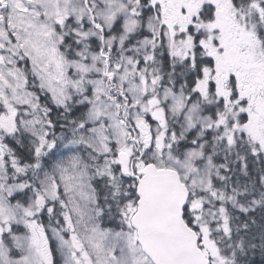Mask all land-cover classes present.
I'll return each instance as SVG.
<instances>
[{"label": "snow or ice", "instance_id": "6c2138e0", "mask_svg": "<svg viewBox=\"0 0 264 264\" xmlns=\"http://www.w3.org/2000/svg\"><path fill=\"white\" fill-rule=\"evenodd\" d=\"M0 264H264V0H0Z\"/></svg>", "mask_w": 264, "mask_h": 264}]
</instances>
